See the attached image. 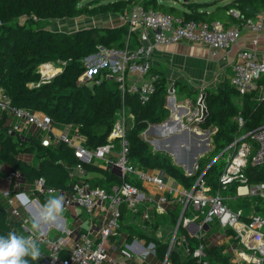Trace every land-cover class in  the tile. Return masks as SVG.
<instances>
[{
  "label": "trees",
  "instance_id": "obj_1",
  "mask_svg": "<svg viewBox=\"0 0 264 264\" xmlns=\"http://www.w3.org/2000/svg\"><path fill=\"white\" fill-rule=\"evenodd\" d=\"M135 4H140L147 10L178 17L183 22L220 21L225 26L226 19L230 18L227 15L229 9L236 8L242 13L239 21L231 18L235 23L251 17L243 11L246 4H250L257 12L264 10V0H230L226 4L218 0H0V90L14 107L27 109L31 113H42L54 124L77 128L78 134L85 139L83 147L88 150L109 142L112 126L123 110L125 115L132 117L125 135L130 163L144 170L160 171L185 189L193 187L202 175L205 184L215 192L217 178L230 157L228 153L231 151L232 155L235 154L242 141L253 144V131L264 125V98L255 100L252 98L254 93L240 98L237 90L227 81L220 83L215 90L203 91V104L208 116L205 121L193 124L202 128H215V133L211 136L213 149L198 158V170L187 176L173 163L171 157L163 152L153 151L142 139V134L150 125L160 124L170 115L165 106L168 87L162 72L154 71L158 76L155 91L144 104L135 95L126 93L122 97L113 79L103 78L98 84L91 85L78 80L84 73L82 60L97 53L98 46H138L136 37L128 33L127 27L91 26L63 32L46 29L41 25L42 21L94 18L107 14L123 16ZM51 63L59 64L61 72L42 83L38 69L42 65L52 66ZM173 90L181 93L187 91V88L179 84ZM195 96L193 102L196 104L199 93L195 92ZM238 116L243 120L241 127L237 123ZM14 122L15 119L0 113V166L19 172L20 187L22 184L31 185L35 179L42 178L48 189L70 191L76 178L69 173V169L78 164L73 149L63 141L54 142L50 132L47 133L50 144L42 145V137L37 134L38 129L34 126L20 133L8 134V129ZM27 130L29 131L22 136ZM238 139L240 140L237 141ZM234 141H237L236 148L231 146ZM111 144L118 152L120 140L114 138ZM177 145L179 142L175 141L172 147ZM100 164L83 165L92 175V186L108 188L122 182L117 167L110 163ZM244 175L250 184L263 182L264 165L255 166L248 162ZM124 180L141 188L140 183L132 176H126ZM9 186L13 188L12 183ZM232 187L235 188V185ZM37 195L41 203L49 197L45 194ZM252 201L255 211L264 218V198H252ZM181 210L180 204L167 207L165 217L160 220L166 218L174 227ZM190 210L191 205L188 204L183 215L188 216ZM213 223L204 224L202 233L209 235L211 230L208 229ZM121 226L129 232L138 231L132 225ZM16 229L21 230L20 221L11 217L6 205L0 201V235ZM178 233L187 242V257L181 260L175 250L167 254L168 243L151 236L148 239L153 243V258L162 262L167 256L170 264H198L192 253L202 245L203 259L210 264H233L230 254L224 251L225 245L217 243L219 240L212 242L205 235L201 238L190 236L181 227L178 228ZM138 234L144 235L141 231ZM230 234L231 231L227 229L219 235V239ZM65 254L62 251V256Z\"/></svg>",
  "mask_w": 264,
  "mask_h": 264
},
{
  "label": "built area",
  "instance_id": "obj_2",
  "mask_svg": "<svg viewBox=\"0 0 264 264\" xmlns=\"http://www.w3.org/2000/svg\"><path fill=\"white\" fill-rule=\"evenodd\" d=\"M227 15L235 21H239L242 17L241 11L236 8L229 9ZM256 15V19L250 17L235 25L225 26L220 21L183 22L178 17L147 10L140 4H135L128 8L121 18L128 33L136 37L138 46L135 48L98 46L97 53L82 60L84 73L78 80L91 85L98 84L103 78H110L117 83L122 97L127 93L137 96L141 104L147 103L155 91V81L158 77L152 70L150 61L156 46L185 42L205 47L214 55L219 52H229L238 43L242 30L255 35L263 33L264 38V10ZM251 42L256 46L258 37L253 36ZM231 69L230 84L241 97L252 92L257 93L261 88L264 89V52L262 58H258L254 50L236 51ZM56 74L57 72L51 76L41 77V82H47ZM42 75L47 74L42 73ZM167 92L168 95H172L174 90L171 87ZM200 96L194 110L187 115V122L198 123L201 118V106L198 104ZM0 113L16 121L8 129V134L23 132L31 126L41 132L48 133L51 130L52 121L48 116L12 106L2 90H0ZM131 119V115H125L122 110L112 126L108 137L109 142L92 150L83 147L84 137L78 134L77 128L72 132L71 125H66V128L53 137L54 142L63 141L73 149L78 164L70 168L69 173L76 178V181L68 192L46 188L42 178L35 179L31 183V188L36 194L63 196L64 211L72 206L80 208L87 215L89 226L85 230L80 229L69 246L65 243L69 231L63 217L58 224L46 227L42 234H37L40 245L44 247L42 257L37 264H131L132 262L143 264L147 256L154 255L152 244L143 249L140 254H136L124 241L116 244L121 229L120 220L123 217V210L136 217L140 208H143L141 217L148 221L150 211L158 215L165 214V204L171 206L180 204L182 207L175 226L169 232L167 254L171 250L183 247V258L188 255L187 242L183 236H179V227L186 229L195 221L200 222L199 225L196 223L198 227L194 236L201 238L203 237L202 226L215 220L219 226V235L227 229L231 231V234L225 238L235 242L234 247L230 248L233 264H264V218L253 210L248 214L241 208L232 210L227 205L230 197L221 195L235 185L237 197L264 198V181L250 184L244 175L248 162L255 166L264 165V125L253 131L251 135L253 144L242 141L236 148V143L241 138L232 143L231 146L236 148V152L229 157L226 166L220 172L215 192H211L210 187L203 181L202 175L196 180V182L200 181L194 191L193 187L179 191L176 182L162 172L144 170L130 163L127 157L125 135ZM237 123L239 127L242 126L241 116L237 117ZM114 138L120 140L118 152L111 144ZM50 142L51 140L47 137L42 139L44 146H48ZM99 163L104 165L110 163L117 167L123 179L122 182L108 188L92 186L91 173L86 171L83 165H99ZM197 170L198 166L195 163L192 171H188L186 175L191 176ZM126 176H132L140 184L154 185L160 190V195L154 199L142 188L125 181ZM19 178L18 171L10 170L3 180L12 183L13 189H16L20 187ZM0 194L10 206V216L19 218L21 230L16 229V232L25 236L29 235L30 217L39 206L37 200H31L25 195V198L21 200V193L12 197L6 190L1 191ZM16 199L21 202L30 217H21ZM188 204L196 212L192 216L183 215ZM94 225H97L98 229L95 237L90 238V231ZM50 231L57 233L55 239H48L47 235ZM62 251L66 252L64 256ZM109 251L117 253L119 259L116 256H110ZM192 256L197 259L198 264H210L203 259L202 245L193 251ZM162 264H169L167 256Z\"/></svg>",
  "mask_w": 264,
  "mask_h": 264
},
{
  "label": "crops",
  "instance_id": "obj_3",
  "mask_svg": "<svg viewBox=\"0 0 264 264\" xmlns=\"http://www.w3.org/2000/svg\"><path fill=\"white\" fill-rule=\"evenodd\" d=\"M228 2H225L222 4H226ZM260 12L261 11H259V12L256 11V14H259ZM112 16H117V15H112ZM256 16L257 15H254L251 17L253 19H256ZM225 22L227 23V25H235L236 24L231 18H227ZM102 26L103 27H110V26H115V25H113V24L109 25V24L105 23V24H102ZM253 36L258 37V43L256 46H254L251 42ZM240 49L254 50L256 52L257 57L262 58L263 52H264L263 33H258L255 35L254 33L249 32L247 30H242L241 31V37H240L238 43L235 46H233L229 52H219L215 55L211 54L209 52V50L205 47H201V46L194 45V44H188L185 42H178V43L170 44V45L156 46L153 49L152 54L150 56V61L152 64V70L155 72L156 71L162 72L164 74L168 89L171 87L172 88L177 87L180 84V85L185 86L187 88V91H182L181 93L173 92L172 95H167L166 101H165V106L169 110V113H170L169 118L165 122H162L160 124L150 125L147 130L149 132H152V135H158V134L164 133L165 127L168 125L169 126H177L178 129L180 128V126L182 127L181 122H183V120L187 121V119H186L187 115L191 111H193L195 108V106H193V105H196L193 102V99L196 97L195 92H198L199 95H201V93H203V91L205 89L215 90L217 88V86L224 81H227L228 83H230V79L232 76L231 66H232V62L234 60V54L236 53V51H238ZM187 92H189L190 94H194L193 98H190L188 96L185 97V94ZM252 93H254L253 94L254 96L252 98L255 99L256 93L255 92H252ZM252 93H249L243 97L251 95ZM240 98H242V97H240ZM38 114H40V113H38ZM14 123H16V121ZM54 125H55L54 129L52 130V132L50 131V133L53 135V137L57 136L64 129L63 125H60V124H54ZM197 125L198 124H196L195 126H197ZM192 127L193 128H191L190 133H193L194 137L196 139L201 138V136H203V135L199 133L200 131L198 130V134H197V132H196L197 129L194 126H192ZM183 129L184 130L182 133H188V128H183ZM74 131H75V128L72 127V132H74ZM213 132L215 133V128L212 131V133ZM24 135L25 134L23 133L22 136H24ZM161 136L162 137L160 138V140H153V141H157V142L167 141L168 142V141L175 139V138H181V137L176 136L174 134H171L170 136H167V137H164L163 134ZM45 137L48 138V135ZM45 137H43V138H45ZM188 140L190 143L189 146H188V144H183V147L186 148L185 150L188 151L186 155L183 152L184 148L183 149L180 148L181 142H179V145H177V147L171 146V150L173 151L174 154L177 155V161H176L177 163L176 164L184 163L187 158L191 159V155H194V154L196 155V153L198 151H200L198 146L195 147L194 145H192V144L197 143L198 140H195L193 138H189ZM205 141H207V139ZM167 149H169V148H167ZM205 150H207V149H205ZM192 151H194V152H192ZM167 152H169V151H167ZM201 156H199V157H201ZM199 157H197V159H195V161L193 160L194 163L197 164V160ZM193 161L190 160L189 166H191ZM101 165H103V163H101ZM179 167L182 168L180 165H179ZM9 171L10 170L7 169L5 166L4 167L0 166V192L5 191V190L9 191V194L12 197L21 193L22 196H20V199L25 198L24 197V195H25L26 197H28L31 200L36 199L39 205L43 204V203H41L38 195L32 190L31 185H23L22 184V186L16 188V190H14L13 188H10V186H9L10 183L3 180V177ZM91 178H92V175H91ZM20 185H21V183H20ZM140 185H141L142 190L145 193H147L148 195H150L151 197H153L154 199H157L158 196L160 195V190H158L154 185H150V184H146V183H143ZM208 187H210V186H208ZM18 189H21V190H18ZM177 189L179 191H185L186 190L180 184H177ZM210 189H211V187H210ZM229 190L231 191L232 194H231V196H227V197H230L233 200L234 199H240V197L236 196L234 187H231L227 191H229ZM0 196H1V194H0ZM16 203L18 204V210H19L21 217L22 218L28 217L29 214L23 208L21 202H19L16 199ZM8 207H9L8 211L10 213V206L8 205ZM167 207H171V205L165 204L164 205L165 210ZM238 209H240V208H238ZM142 210H143V208H140L137 215H135L136 217H134V215H131L130 213H128L126 210H123V217L121 220V225L122 224L132 225L133 228L135 230H138V231L129 232L128 229H124L121 226L122 229L120 230L119 237L116 240L117 245L123 241L126 242V244H128L134 250V252L136 254H140L142 252V250L146 249L150 244L153 245V243L150 242V240L148 239L151 236L157 240L164 241V242L168 243V240H166V239L168 237H170L169 236V232H170L169 230L172 228V225L170 224L169 221H168L169 225L166 228L162 224L163 220H160L161 217H163V216L165 217L166 213L163 215H158L154 211H150L149 212V219H148V221H145L141 217V211ZM192 210H193V208L191 207L190 214L188 216L194 215L193 213L195 211L194 210L192 211ZM246 210H248V209L244 210V213H246V214H248L249 212L252 211V210H250V211H246ZM63 214H64V216L62 215V217L66 220L67 229L69 231V234L66 235L68 237V239L65 240V243L67 246H69V245H71V240L75 239L74 236H76L79 233L80 229H82V230L87 229V226H89L88 225L89 219H88L87 215L80 208H78L76 206H72L67 211H64ZM153 214H156V215H153ZM152 215L154 216L153 218H152ZM16 219L19 220V218H16ZM149 221H150V225H149ZM166 221H167V219H166ZM196 223L199 225L200 222L195 221L194 223H192L190 225L189 228L185 229L190 236H194L193 234L197 230L198 225ZM212 223H213V221H212ZM29 225H30V222H29ZM97 229H98V226L94 225L90 231V235H89L90 238L95 237V233H96ZM208 230H211L209 232V235H206V234H208L206 232L202 233V235L203 236L205 235L212 242L219 240L217 242L218 244L225 245L224 251L228 252L230 254V261H231L230 248L234 247V245H233L234 241L230 242V240L228 241V239H226L223 236L220 239L218 238L220 231H219V226L217 225V222L213 223V225H211V227H209ZM140 231L143 232L144 235L142 234V236H139L138 233ZM159 231H162L160 236L158 235ZM214 231H216V233H214ZM56 235H57V233H55L54 231H50L48 233L47 237H48V239H55ZM40 247H41V250L43 251L44 247L42 245H40ZM175 251L178 253L179 258L181 260H184L186 258V257L183 258V254H184V248L183 247H180L178 250H175ZM108 253L110 256H112V257L116 256L117 259H119V257L117 256V253L111 252V251H109ZM231 263H232V261H231ZM131 264H137V263L132 262ZM143 264H162V262L157 261L155 258H153V255L151 254V255L146 257Z\"/></svg>",
  "mask_w": 264,
  "mask_h": 264
},
{
  "label": "rangeland",
  "instance_id": "obj_4",
  "mask_svg": "<svg viewBox=\"0 0 264 264\" xmlns=\"http://www.w3.org/2000/svg\"><path fill=\"white\" fill-rule=\"evenodd\" d=\"M218 1H221V3H225V2H228L230 0H218ZM112 15H114V14H112ZM112 15L111 14L100 15V16H97V17H94V18L81 17V18H77V19H62V20H56V21H42L41 25L43 27H45L46 29H50V30H53V31H63V32H73V31H76L78 29H82V28L90 27V26H102V24H105V23L109 24V25H112V24L113 25H123V20L121 18L122 16H118V15L117 16H112ZM55 69H56V71L51 73L52 75L54 73H56V72L57 73L61 72V67L59 66V64H52V66H44V65L40 66L39 69H38V72L40 74V78L49 76V75H42V73L45 74L46 70H55ZM80 82L84 83L83 81H80ZM187 96L190 97V98H193L194 94H190L189 92H187L185 94V97H187ZM263 98H264V89L261 88L260 90L257 91V93L255 95V99L259 101V100H261ZM193 106H195V105H193ZM181 123H182V127L180 126L179 129L177 128V126H169L168 125V126L165 127L164 133H162L164 135V137H167V136H170L171 134H174V135L179 136L181 138H175V139H172V140H170L168 142L167 141H165V142H160V141L157 142V141H153V140H160V138L162 137L161 136L162 134L152 135V132H149L147 130L146 132H144L142 134V139L145 140L152 147L153 151H160V152H163L164 154H167L169 157H171V159H172L174 164L177 163L176 162L177 161V155L174 154L173 151L171 150V146H172L173 142H175L176 140L178 142H181L180 143V148L183 149L184 148L183 144H188V146H189V144H190L189 140H188L189 138H193L195 140H198L197 143L192 144V145H194L195 147L198 146L200 151H198L196 153V155L195 154L191 155V159L187 158L184 163L176 164L177 166L180 165L182 167L181 170L186 174L189 171V168H190V166H189L190 160L193 161V160L197 159V157H199L201 155L208 154L213 149V145L211 143V136L213 134L212 131L214 130V128L212 126L209 127V128H202V127H200L198 125L195 126L193 123L187 122L185 120H183V122H181ZM192 126H194L197 129L196 132H198V130L200 131V134L203 135V136H201V138L196 139L194 137V134L190 133L191 128H193ZM54 127H55V125L53 123L51 125V130H50L51 132L54 129ZM63 128H66V126H63ZM183 128H188V133H182L183 130H184ZM27 131H25L24 134H26ZM36 132L42 138L47 136V132H41L39 130H36ZM206 139H207V141H205ZM168 145H170L169 149H167ZM185 149L186 148L183 149V152L186 155L188 151L185 150ZM205 149H207V150H205ZM167 151H169L171 154L169 152H167ZM192 152H194V151H192ZM228 155L232 156L231 151L228 153ZM191 169H193V166L191 167ZM168 184L170 185V183H168ZM231 194L232 193H231L230 190L221 193V195L223 197L231 196ZM0 201H2L6 205V208L9 210V207L7 205L6 200L4 198H2L1 196H0ZM227 205L232 210H237L238 208H241V209H243V211L245 209H248L246 211H250V210H254L255 211L254 203L252 201V197H250V196H244V197H240V199H234V200L232 198H230L229 200H227ZM63 216H64V214H63ZM162 224L167 228L168 225H169V222H168V220L166 221V219H165V220H163ZM161 232L162 231L158 232L159 236L161 235ZM214 233H216V231H214ZM166 240H168V242H169V237ZM234 244H235V242H233V245Z\"/></svg>",
  "mask_w": 264,
  "mask_h": 264
},
{
  "label": "clouds",
  "instance_id": "obj_5",
  "mask_svg": "<svg viewBox=\"0 0 264 264\" xmlns=\"http://www.w3.org/2000/svg\"><path fill=\"white\" fill-rule=\"evenodd\" d=\"M64 213V198L49 196L37 206L30 217V234L25 236L16 231L0 235V264H34L42 257L37 234L51 225H56Z\"/></svg>",
  "mask_w": 264,
  "mask_h": 264
},
{
  "label": "water",
  "instance_id": "obj_6",
  "mask_svg": "<svg viewBox=\"0 0 264 264\" xmlns=\"http://www.w3.org/2000/svg\"><path fill=\"white\" fill-rule=\"evenodd\" d=\"M243 11H244L245 15H247V16H254V15H256L255 9L250 4H246L245 7H244V9H243ZM85 28H87V27H85ZM203 99H204V93L201 94V96L199 98V101H198V104L201 106V118L198 120V123H201V122L205 121V119L208 116L207 109H206V107L203 104ZM194 161L192 162L189 171H192L191 167L195 164ZM199 181H197L195 183V185L193 186V191L196 188V186H197V184H198Z\"/></svg>",
  "mask_w": 264,
  "mask_h": 264
},
{
  "label": "bare ground",
  "instance_id": "obj_7",
  "mask_svg": "<svg viewBox=\"0 0 264 264\" xmlns=\"http://www.w3.org/2000/svg\"><path fill=\"white\" fill-rule=\"evenodd\" d=\"M47 64H49V63H47ZM54 71H56V69L55 70H46L45 74L51 75V73H53Z\"/></svg>",
  "mask_w": 264,
  "mask_h": 264
}]
</instances>
